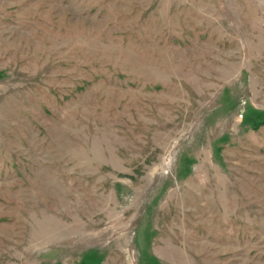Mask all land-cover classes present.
Masks as SVG:
<instances>
[{"label": "rangeland", "instance_id": "1", "mask_svg": "<svg viewBox=\"0 0 264 264\" xmlns=\"http://www.w3.org/2000/svg\"><path fill=\"white\" fill-rule=\"evenodd\" d=\"M0 264H264V0H0Z\"/></svg>", "mask_w": 264, "mask_h": 264}]
</instances>
